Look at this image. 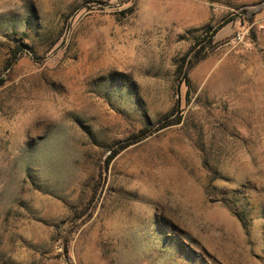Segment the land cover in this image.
<instances>
[{
    "label": "rangeland",
    "instance_id": "rangeland-1",
    "mask_svg": "<svg viewBox=\"0 0 264 264\" xmlns=\"http://www.w3.org/2000/svg\"><path fill=\"white\" fill-rule=\"evenodd\" d=\"M262 2L0 0V264H264Z\"/></svg>",
    "mask_w": 264,
    "mask_h": 264
},
{
    "label": "trees",
    "instance_id": "trees-1",
    "mask_svg": "<svg viewBox=\"0 0 264 264\" xmlns=\"http://www.w3.org/2000/svg\"><path fill=\"white\" fill-rule=\"evenodd\" d=\"M263 5H264V2L260 3L258 6H252V5L244 6L243 8H241V11L243 14H245V16H247L248 18H251L254 14H256L262 8ZM228 22H229V19H227V18L223 19L222 22L218 25V27L216 29L220 28L221 26H223L224 24H226ZM185 82H186V84H188V81H185ZM163 126H165V125H163ZM129 144H131V143H129ZM129 144H127L123 147H120V148H124V147L128 146ZM117 152H118V150L113 152L110 155L109 159L113 158L117 154Z\"/></svg>",
    "mask_w": 264,
    "mask_h": 264
}]
</instances>
